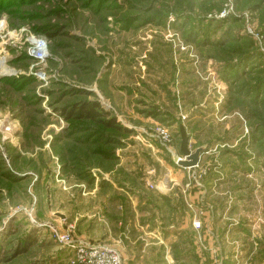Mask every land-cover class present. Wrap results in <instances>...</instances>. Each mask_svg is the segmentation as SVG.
I'll list each match as a JSON object with an SVG mask.
<instances>
[{
  "label": "rangeland",
  "instance_id": "obj_1",
  "mask_svg": "<svg viewBox=\"0 0 264 264\" xmlns=\"http://www.w3.org/2000/svg\"><path fill=\"white\" fill-rule=\"evenodd\" d=\"M88 103L109 117L68 116ZM155 104L164 121L137 124ZM181 125L206 151L187 169L198 201L240 206L264 239V0H0V264H85L96 245L125 264L92 222L147 182L155 151L179 167Z\"/></svg>",
  "mask_w": 264,
  "mask_h": 264
},
{
  "label": "crops",
  "instance_id": "obj_2",
  "mask_svg": "<svg viewBox=\"0 0 264 264\" xmlns=\"http://www.w3.org/2000/svg\"><path fill=\"white\" fill-rule=\"evenodd\" d=\"M156 105H153L155 109L152 106L140 109L141 114L137 112L133 119L143 126L163 122V113ZM151 158L153 165L147 167L149 186L147 182L141 183L140 189L135 190L137 187L126 183L131 192L123 197L113 190L106 195L112 209L109 223L104 222L103 217L92 222V225L107 224L108 232H100L98 236L107 235L109 243L119 246L125 264H248L249 260L259 257L257 246L264 239L255 237L253 230L240 227L239 215L233 213L239 212L240 206L222 210L238 215L234 219L229 218L228 213V216L223 214L221 203L209 204L207 199L201 204L194 191L197 187L193 188L192 181L187 180L189 170L174 166L173 161L157 151ZM130 163L125 162V178L133 175ZM159 170L165 173L158 174ZM202 190L206 191L197 189L201 194ZM208 190L210 196L214 187L211 185ZM98 213L93 216L97 217ZM196 219L202 222L201 232L193 227ZM243 259L246 262H242Z\"/></svg>",
  "mask_w": 264,
  "mask_h": 264
},
{
  "label": "built area",
  "instance_id": "obj_3",
  "mask_svg": "<svg viewBox=\"0 0 264 264\" xmlns=\"http://www.w3.org/2000/svg\"><path fill=\"white\" fill-rule=\"evenodd\" d=\"M162 140L170 142L169 135L163 130H159ZM195 227H201L200 222H194ZM61 239H70L69 235H61ZM79 249V248H78ZM80 258L85 264H123L122 257L118 250L110 246H91L89 248L80 247Z\"/></svg>",
  "mask_w": 264,
  "mask_h": 264
},
{
  "label": "water",
  "instance_id": "obj_4",
  "mask_svg": "<svg viewBox=\"0 0 264 264\" xmlns=\"http://www.w3.org/2000/svg\"><path fill=\"white\" fill-rule=\"evenodd\" d=\"M180 137H181V144H180V155L181 158L175 157L174 161L177 163V165L184 169H191L195 168L199 165L202 155L206 152L205 148L200 147L196 149L194 152L190 150L189 142L190 138L187 135L186 129L183 125L180 126ZM57 216L62 215L57 214Z\"/></svg>",
  "mask_w": 264,
  "mask_h": 264
},
{
  "label": "trees",
  "instance_id": "obj_5",
  "mask_svg": "<svg viewBox=\"0 0 264 264\" xmlns=\"http://www.w3.org/2000/svg\"><path fill=\"white\" fill-rule=\"evenodd\" d=\"M99 105L96 103H88V104H78L71 106V111L68 112V116L70 117H77L78 118H89V119H98L100 117H104L105 119L109 117V112H104L102 109H99ZM68 109H64L63 112L67 111ZM77 114V115H76ZM102 119L100 121V124H102L105 127L108 128H116L117 130H120L121 128L118 126L116 119L114 117H111L108 121Z\"/></svg>",
  "mask_w": 264,
  "mask_h": 264
},
{
  "label": "bare ground",
  "instance_id": "obj_6",
  "mask_svg": "<svg viewBox=\"0 0 264 264\" xmlns=\"http://www.w3.org/2000/svg\"><path fill=\"white\" fill-rule=\"evenodd\" d=\"M43 49H45V48H43ZM41 54V53H40Z\"/></svg>",
  "mask_w": 264,
  "mask_h": 264
}]
</instances>
